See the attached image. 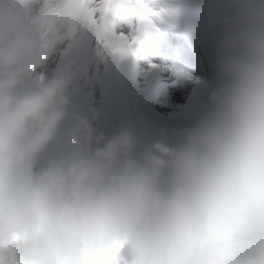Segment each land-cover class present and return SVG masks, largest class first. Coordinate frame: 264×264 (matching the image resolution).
<instances>
[{"label": "clouds", "instance_id": "1", "mask_svg": "<svg viewBox=\"0 0 264 264\" xmlns=\"http://www.w3.org/2000/svg\"><path fill=\"white\" fill-rule=\"evenodd\" d=\"M209 104L176 142L106 135L38 74L64 5L0 16V264H264V0H228ZM239 255H234V250Z\"/></svg>", "mask_w": 264, "mask_h": 264}, {"label": "bare ground", "instance_id": "2", "mask_svg": "<svg viewBox=\"0 0 264 264\" xmlns=\"http://www.w3.org/2000/svg\"><path fill=\"white\" fill-rule=\"evenodd\" d=\"M140 1H142L139 5L140 11L143 10L146 13L148 11V14L151 15V18L146 21H141L142 19L138 17L137 21H141V25H126L122 23L121 30H116L109 22V19H112L113 22L116 21V17H112L111 14L109 16L106 14L108 19L101 24L104 25L106 23L112 26L114 33H124L128 37L127 41L119 42L120 44L118 45L116 44L118 42L114 41L111 35H109L111 39L108 35H104L99 39L97 35L101 30L94 24L82 21L79 29L74 34H71L67 42L63 44V47H67V45H72L78 39L81 42L75 53L70 51L64 54L71 55L69 62L74 60L75 66H69L68 61L61 59L52 72L58 71L64 63L60 73H64L71 78V83L66 90L68 100L73 91L84 94L87 101L90 102V110L94 109L97 112L113 115V119L109 122L113 131H119L123 127H133L135 121L134 111L137 107H141L150 113H154L157 110L175 113L178 107L194 106L198 100L209 102L203 87L213 90V84L207 79L205 74L197 77L170 67L169 61L171 57L169 54L165 52L163 57L158 58L155 55L154 47L174 41L173 18L169 16L173 12L178 13V4L196 5L207 11H213V13L225 16V12L220 10V6L225 0ZM32 3L33 0H29L25 6L23 16L29 14ZM58 3H63V0H52L48 5ZM64 18L68 22L73 21V18L65 12ZM136 42L143 48L141 50L143 52L142 61L153 63L147 68V71H151L149 73L146 71L145 78L143 77L145 75L143 67H141L139 77L135 78L134 85L130 86L125 81L127 80L128 72L132 70L130 67V56ZM102 46L106 50L101 60ZM56 47L59 48L60 46ZM56 52L57 49L52 46L48 57L53 56ZM120 52L123 53V60L120 57ZM93 63L95 66H93ZM98 65L99 67H97ZM144 65L146 64L144 63ZM83 68H86V70H83ZM80 73L81 76L77 80L76 77ZM168 75H170L168 80L176 79L177 83L172 88H169V92L158 100L148 101L145 96L154 93L156 90L155 86L165 81ZM118 80H121L122 90L120 92L116 88ZM182 87L185 88L183 89ZM94 125H97L96 121H94Z\"/></svg>", "mask_w": 264, "mask_h": 264}, {"label": "rangeland", "instance_id": "3", "mask_svg": "<svg viewBox=\"0 0 264 264\" xmlns=\"http://www.w3.org/2000/svg\"><path fill=\"white\" fill-rule=\"evenodd\" d=\"M52 0H42L43 4H48L50 3ZM129 2V3H128ZM142 1L140 0H127V3H124V0H88L87 1V5L90 6L91 8L96 9V11L93 13V18L100 22L102 24V22L104 20H107V16L106 14L109 16L111 14L112 17H116V21L113 22L112 19H109V22L111 25H113L116 30H121L122 26L121 24H126V25H141V21H146L147 19L151 18V15L144 12L143 10L140 11V3ZM101 9H103V11H101ZM159 13V12H157ZM139 14V15H138ZM141 18V21H137V18ZM71 27L65 25L63 27L60 28V30L58 31L57 34V38L53 44L54 49H57V52L49 57V59L46 60V62L43 63V67L41 69H38V74L44 77H47L49 75V70L50 73L52 74V72L54 71V67L56 65L59 64V61L62 59L63 55L66 52H70L73 51V53L76 52L77 47L80 45V41L79 39L77 41H75V43H73L72 45H67L63 47V44H65L68 40V38L70 37L71 34H74L79 27L82 25V21L79 22H75L70 21L69 22ZM105 34H103L101 31L99 32V34L97 35V38H101L102 36H104ZM108 37L110 38V36L108 35ZM111 39V38H110ZM110 41V40H109ZM116 44H120V43H116ZM56 46H60L59 48ZM114 46V45H113ZM106 50V48H103L102 46V51H101V60L103 59V55H104V51ZM120 57L123 60V53L120 52ZM53 59H56V61L53 64ZM70 59H68V63L69 66H75V62L73 60V62H69ZM146 65L145 68H143L144 70V74L146 73L147 69L146 67H148L149 65L151 66V62L146 63L144 62ZM53 64V65H52ZM164 64V63H162ZM93 66H95V64L93 63ZM99 67V65L97 66ZM80 69V68H79ZM83 70H86V68H83ZM96 70H98L96 68ZM106 70V68H105ZM102 71H104V69H102ZM145 75H143L144 77ZM145 78V77H144ZM183 89L185 87H182ZM171 93H173L171 91ZM175 95V94H174ZM107 97V96H106ZM110 101V100H109ZM106 103V102H105ZM90 111V108H89Z\"/></svg>", "mask_w": 264, "mask_h": 264}, {"label": "snow or ice", "instance_id": "4", "mask_svg": "<svg viewBox=\"0 0 264 264\" xmlns=\"http://www.w3.org/2000/svg\"><path fill=\"white\" fill-rule=\"evenodd\" d=\"M127 3V0H124ZM64 12L71 16L75 22L87 21L88 23L96 25L103 34L111 35L116 42H125L128 37L124 33H114L112 26L101 25L100 22L93 18V13L96 9L87 5V0H63ZM103 11V9H101ZM234 255H239V250H234ZM230 264H254L252 260H235Z\"/></svg>", "mask_w": 264, "mask_h": 264}]
</instances>
